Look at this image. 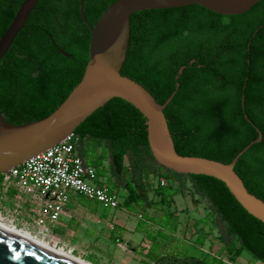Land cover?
Segmentation results:
<instances>
[{
	"label": "trees",
	"instance_id": "16d2710c",
	"mask_svg": "<svg viewBox=\"0 0 264 264\" xmlns=\"http://www.w3.org/2000/svg\"><path fill=\"white\" fill-rule=\"evenodd\" d=\"M23 1L0 0V39ZM116 1L37 2L0 62V113L8 122L20 126L41 121L67 99L89 61L90 27ZM121 74L145 87L162 105L176 91L164 114L181 156L229 164L258 138L254 123L263 140L239 159L235 171L248 191L264 201V0L236 16L219 15L199 5L132 15ZM75 136L78 145L87 146L88 138L89 144L105 143L112 175L129 176L121 205L130 209L143 204L162 211L158 225L173 235L180 223L172 210L177 192L166 182L175 180L182 191L189 181L196 194L210 203L214 224L223 226L220 241L227 252L238 257L247 251L264 264V224L238 203L223 182L204 175L177 174L158 165L149 148L146 119L133 105L118 98L110 100L87 118ZM79 154L95 167L97 175H104L105 156L91 159ZM157 168L165 185L150 186L158 199L154 201L149 198L145 176ZM109 184L97 182L114 192ZM201 224L208 225V219L195 223ZM198 241L204 242L202 238ZM236 243L239 250H235ZM154 264L221 262L185 255L163 256Z\"/></svg>",
	"mask_w": 264,
	"mask_h": 264
},
{
	"label": "water",
	"instance_id": "95a60500",
	"mask_svg": "<svg viewBox=\"0 0 264 264\" xmlns=\"http://www.w3.org/2000/svg\"><path fill=\"white\" fill-rule=\"evenodd\" d=\"M39 0H24L11 25L0 39V62L13 46ZM262 0H118L90 27L89 61L81 82L47 118L13 125L0 113V174L45 153L74 135L76 130L114 98L133 105L146 119L148 143L155 162L177 174L208 176L223 182L238 203L264 224V201L251 194L235 171L239 159L251 146L261 143L263 133L229 163L181 156L164 114L176 91L162 105L141 84L121 74L130 40V17L147 10L199 5L223 16L242 15ZM82 13V6H81ZM86 22V17L82 14ZM184 70H179L181 74ZM178 79V76L176 77ZM179 84H177V88ZM244 108V101H243ZM246 119L250 121L248 116ZM89 139V138H88ZM0 264H79L49 249L0 228Z\"/></svg>",
	"mask_w": 264,
	"mask_h": 264
},
{
	"label": "rangeland",
	"instance_id": "374dc122",
	"mask_svg": "<svg viewBox=\"0 0 264 264\" xmlns=\"http://www.w3.org/2000/svg\"><path fill=\"white\" fill-rule=\"evenodd\" d=\"M85 155L90 156L91 159H97L98 155L105 156V160L103 162V169L105 173L104 175H97L96 184L97 182H102L104 185H107L109 184L108 182H110L108 186L114 188V192L117 193L119 202L122 204L125 196L127 195L125 184L129 182V176L119 179L112 175L109 166L110 154L106 144L96 142H92L90 144L88 143ZM125 165H130L129 158H126ZM160 172L161 171H159L158 168L155 173L150 172V174H148L146 172L145 178L148 181L146 187L149 189L150 200H158L154 196L150 186L157 188L160 185L162 179ZM166 183L172 185L177 192L174 196V205L172 210L177 212L180 223L175 234H170L169 230L163 229V227L158 225L159 220L163 215L160 210H156L153 207H147L142 204L140 206H134L130 209L126 208L127 210L124 212L122 211V213H128L129 211V213L135 215V217L139 214L143 215L142 220H139L141 223H139V230L142 231L146 229V232L144 233L149 234V238H147L146 241L149 248L148 264H154V261L163 256H178L182 258L185 255L204 259L209 263L217 260L220 261L221 264H263L247 251H243L238 257L227 252L223 242L220 241V234L221 230H223V226L221 224H218V226L214 224L210 203L196 194L191 182L187 181L185 187L186 189L182 191L179 189V184L175 180L169 179ZM6 196L3 195V198L0 199L1 216L5 219V221H7V219H9V215L16 211L14 218L17 227L23 229L27 226V223L29 224L30 231L34 232L35 230L30 227V224H32L34 220L40 218L39 215L41 213L42 206L38 205V202L33 200L30 196L18 195L15 201ZM71 197L80 198L81 202L86 205L90 203L94 206H101V204L90 201L81 195L71 194ZM119 210L120 209H109L107 212L112 211L113 213V211L116 212ZM2 217L0 220L7 223L2 219ZM202 218L208 219V225L205 226L204 224H201L196 226L195 223ZM22 219H24V221ZM7 225L12 226V224L9 223ZM35 238L44 240L38 237ZM199 238L204 240L203 244H200L198 241ZM45 241L49 242V239H45ZM50 243L53 244V242ZM99 246L101 248L95 244H85L86 249L88 251L91 250V253L84 254L82 257L90 261L92 264H110V259H108L110 256L109 251L106 250V247L104 248L101 245ZM239 248V243H236L235 250H239ZM78 254L79 252L77 251L75 255L77 256Z\"/></svg>",
	"mask_w": 264,
	"mask_h": 264
},
{
	"label": "built area",
	"instance_id": "2783aa9c",
	"mask_svg": "<svg viewBox=\"0 0 264 264\" xmlns=\"http://www.w3.org/2000/svg\"><path fill=\"white\" fill-rule=\"evenodd\" d=\"M96 181L97 170L88 165L79 154L78 139L74 134L45 153L0 174V199L10 190H15L19 196H30L42 206L43 212L52 223L59 220L71 194L81 195L110 209L119 208L117 193L98 186ZM161 185H165L164 179H161ZM15 213L16 211L12 212L9 215L10 220L7 221L1 216V212L0 216L5 222L17 227ZM39 217L41 218L40 215ZM40 218L32 224L37 232L30 231L29 224L23 229L35 237L49 239L50 243V230L43 225ZM54 246L57 247L56 244Z\"/></svg>",
	"mask_w": 264,
	"mask_h": 264
},
{
	"label": "crops",
	"instance_id": "0c3cea01",
	"mask_svg": "<svg viewBox=\"0 0 264 264\" xmlns=\"http://www.w3.org/2000/svg\"><path fill=\"white\" fill-rule=\"evenodd\" d=\"M16 194L15 190H10L6 195L15 201L18 196ZM109 209L102 204L101 206L90 203L86 205L80 198L71 197L57 222H50L43 210H41L40 219L50 230L51 242L54 245L71 251L74 256L78 251L79 254L76 257L85 262L92 264L82 257L84 254L91 253V250L86 249L85 244H95L98 247L99 245L106 247L110 253L108 258L110 264H148L149 248L146 241L149 234L144 233L146 229L139 230L141 224L139 220H142L143 215L139 214L135 217L129 211L122 213L127 209L121 204L117 208L120 209L119 211L107 212ZM32 224L30 227L37 232Z\"/></svg>",
	"mask_w": 264,
	"mask_h": 264
},
{
	"label": "bare ground",
	"instance_id": "6f19581e",
	"mask_svg": "<svg viewBox=\"0 0 264 264\" xmlns=\"http://www.w3.org/2000/svg\"><path fill=\"white\" fill-rule=\"evenodd\" d=\"M1 218V216H0ZM7 223H4L0 220V228L12 233V234H15L25 240H28L32 243H35L39 246H42L46 249H49L57 254H60L68 259H71L79 264H90L88 262H85L81 259H79L78 257L74 256L73 253L71 251H66L65 249H61V247H55L54 245H52L51 243L45 241V240H39L37 238H35L32 233H30L29 231L27 230H24V229H20L14 225L10 226V225H7ZM10 224V223H9Z\"/></svg>",
	"mask_w": 264,
	"mask_h": 264
},
{
	"label": "flooded vegetation",
	"instance_id": "af4514ba",
	"mask_svg": "<svg viewBox=\"0 0 264 264\" xmlns=\"http://www.w3.org/2000/svg\"><path fill=\"white\" fill-rule=\"evenodd\" d=\"M87 142L89 143L90 139H87ZM86 147V144L78 145V152L81 154H85Z\"/></svg>",
	"mask_w": 264,
	"mask_h": 264
}]
</instances>
